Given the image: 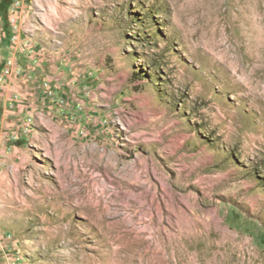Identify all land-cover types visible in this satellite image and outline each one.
Wrapping results in <instances>:
<instances>
[{
    "label": "rangeland",
    "instance_id": "374dc122",
    "mask_svg": "<svg viewBox=\"0 0 264 264\" xmlns=\"http://www.w3.org/2000/svg\"><path fill=\"white\" fill-rule=\"evenodd\" d=\"M0 264H264V0H0Z\"/></svg>",
    "mask_w": 264,
    "mask_h": 264
},
{
    "label": "bare ground",
    "instance_id": "6f19581e",
    "mask_svg": "<svg viewBox=\"0 0 264 264\" xmlns=\"http://www.w3.org/2000/svg\"><path fill=\"white\" fill-rule=\"evenodd\" d=\"M59 223V222H58ZM60 227V226H59Z\"/></svg>",
    "mask_w": 264,
    "mask_h": 264
}]
</instances>
